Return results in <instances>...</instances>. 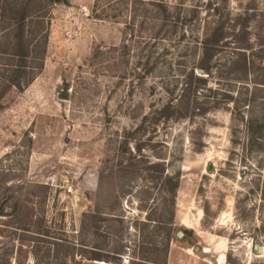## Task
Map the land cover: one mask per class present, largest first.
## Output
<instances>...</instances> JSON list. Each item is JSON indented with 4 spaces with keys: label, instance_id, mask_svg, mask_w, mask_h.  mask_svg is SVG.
<instances>
[{
    "label": "rangeland",
    "instance_id": "obj_1",
    "mask_svg": "<svg viewBox=\"0 0 264 264\" xmlns=\"http://www.w3.org/2000/svg\"><path fill=\"white\" fill-rule=\"evenodd\" d=\"M54 1L0 0V264H264V0Z\"/></svg>",
    "mask_w": 264,
    "mask_h": 264
},
{
    "label": "trees",
    "instance_id": "obj_2",
    "mask_svg": "<svg viewBox=\"0 0 264 264\" xmlns=\"http://www.w3.org/2000/svg\"><path fill=\"white\" fill-rule=\"evenodd\" d=\"M56 3H60L62 1L60 0H56L54 1ZM12 20H14V36L12 38V44L11 47L13 48L12 53L10 55H12L13 57H16V59L18 60V65L20 67H16L17 71H15L14 73L17 74L15 75V77H19L20 75V70L23 68V66L25 65L27 56H28V52H27V48H26V44H25V20H26V12L24 10H20V13L15 15V11L13 12V14H11V18H13ZM11 85H9L10 87ZM177 187V183L174 186V189ZM0 215H1V211H0ZM231 258H230V254L227 256V264H231Z\"/></svg>",
    "mask_w": 264,
    "mask_h": 264
},
{
    "label": "water",
    "instance_id": "obj_3",
    "mask_svg": "<svg viewBox=\"0 0 264 264\" xmlns=\"http://www.w3.org/2000/svg\"><path fill=\"white\" fill-rule=\"evenodd\" d=\"M178 237H181L182 236V233L181 232H178ZM254 249L258 250L259 252L261 251V249L257 248L256 246L254 247Z\"/></svg>",
    "mask_w": 264,
    "mask_h": 264
},
{
    "label": "built area",
    "instance_id": "obj_4",
    "mask_svg": "<svg viewBox=\"0 0 264 264\" xmlns=\"http://www.w3.org/2000/svg\"><path fill=\"white\" fill-rule=\"evenodd\" d=\"M67 192L70 193L71 192V189H68Z\"/></svg>",
    "mask_w": 264,
    "mask_h": 264
}]
</instances>
